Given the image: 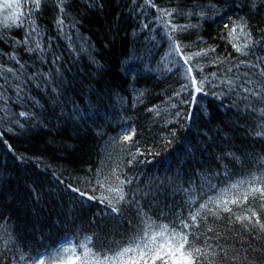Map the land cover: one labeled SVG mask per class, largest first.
<instances>
[{"label": "trees", "instance_id": "16d2710c", "mask_svg": "<svg viewBox=\"0 0 264 264\" xmlns=\"http://www.w3.org/2000/svg\"><path fill=\"white\" fill-rule=\"evenodd\" d=\"M7 3L0 264H264V0Z\"/></svg>", "mask_w": 264, "mask_h": 264}, {"label": "snow or ice", "instance_id": "6c2138e0", "mask_svg": "<svg viewBox=\"0 0 264 264\" xmlns=\"http://www.w3.org/2000/svg\"><path fill=\"white\" fill-rule=\"evenodd\" d=\"M31 2L35 5V9L36 10H39L40 4H41V0H31ZM16 6L18 7L19 4L17 3ZM153 6H155V5H153ZM11 7H13V5L10 4V3H7V0H5V3H3L2 5H0V8H4V9H8V8H11ZM165 11L166 10L161 9V13L162 14H164ZM166 14L169 15V16L172 15L171 12H167ZM20 15L22 16L23 14L21 13ZM5 19L6 20L7 19H12L13 20V23H16L19 20V17H16V16H14V17H5ZM20 22L22 23V21H20ZM184 27H187V26H184ZM172 30L173 31H178V30H182V29H180L178 26H173V29ZM235 31H236V29H233V32H235ZM170 39H171V37H170ZM233 46L236 48V50L238 52H242V48L240 46L235 45V44ZM174 50H175V52L177 54H180L181 53V46L177 44L175 46V49ZM193 55H201V53H195ZM181 59H184L185 64H187L192 59V56H187V57L181 56ZM213 75H215V74H213ZM185 78L186 79L191 78L190 84L185 85L184 86L185 88L192 87V88L195 89V92L196 93H201L203 91L204 81L203 80H200L199 83L197 82V79L192 76V68L191 67L187 68V75H186ZM253 95H255V93H253ZM20 115L23 116L25 114L24 113H21ZM260 134L261 133H257V135H260ZM124 138H125V140L131 139V137L130 136H127V135ZM121 183H124V182L122 181ZM101 186H103V185H101ZM74 191H75V189H74ZM108 191L119 193V199L120 200H123L124 199L122 188H119V187L112 188V187H110L108 189ZM256 191H261V190L260 189H257ZM262 194H264V192H262ZM245 199H247V197H245ZM235 202L236 201H233V203H235ZM200 207L203 209V208H206L207 205L206 204H202ZM224 210L225 211H230V209H228L227 207H225ZM113 211H116V209L114 208ZM199 216H200V212L197 211L194 214H190V219H191L192 222L195 223L197 221V218ZM257 222H259V221H257ZM146 227L147 228H151V225L148 224V225H146ZM160 227H161V232L158 235H163L165 232L168 231V226L167 225L160 226ZM191 227L192 226L189 223H187L184 220H181V231L172 234V239L178 243V247L175 248V251L181 253V257H182V260H183V264H195L196 254L197 253H200V251H201L200 249H193L190 252L182 251V250L185 249V246L188 245V234L187 233H184L183 232V229H189V230H191ZM208 231H212V229H208ZM154 239H155V237H153V240ZM58 251H57V256H58ZM132 251H135V249L125 248L121 253L118 254V258H123V256L125 254H127L129 252H132ZM144 255H145V253L142 252L141 253V258H143ZM152 258H153V260L160 258L159 251H156L155 256H153ZM36 259L39 260V264H44V259L43 258L37 257ZM137 264H138V262H137Z\"/></svg>", "mask_w": 264, "mask_h": 264}, {"label": "rangeland", "instance_id": "374dc122", "mask_svg": "<svg viewBox=\"0 0 264 264\" xmlns=\"http://www.w3.org/2000/svg\"><path fill=\"white\" fill-rule=\"evenodd\" d=\"M1 1H5V0H0V3H1ZM7 1H10V0H7Z\"/></svg>", "mask_w": 264, "mask_h": 264}]
</instances>
